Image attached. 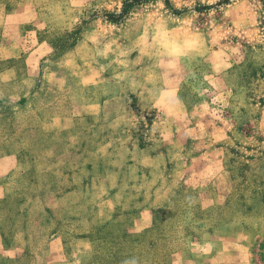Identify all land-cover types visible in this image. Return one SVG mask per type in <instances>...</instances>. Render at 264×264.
<instances>
[{
    "label": "rangeland",
    "instance_id": "obj_1",
    "mask_svg": "<svg viewBox=\"0 0 264 264\" xmlns=\"http://www.w3.org/2000/svg\"><path fill=\"white\" fill-rule=\"evenodd\" d=\"M164 2L208 48L170 78L176 118L136 47L155 0H0V264H264V0L248 26Z\"/></svg>",
    "mask_w": 264,
    "mask_h": 264
},
{
    "label": "clouds",
    "instance_id": "obj_2",
    "mask_svg": "<svg viewBox=\"0 0 264 264\" xmlns=\"http://www.w3.org/2000/svg\"><path fill=\"white\" fill-rule=\"evenodd\" d=\"M170 2L176 9L182 10L186 7L193 10L196 0H170ZM207 2L214 3L215 0H207ZM151 7L155 10L149 12L143 20V30L137 39L136 47L139 48L141 57H147L153 61L154 69L164 70L159 77H156L155 72L149 73L145 77L146 84H152L151 88L146 89L149 102L166 118H176L180 115V101L176 90L170 86V78L181 65H190L206 55L208 52L206 37L201 30L194 26V20L199 15L194 10L190 15L177 17L166 7L164 0H155ZM233 12L236 13L237 24L248 26L255 21L256 12L248 5L247 0H237L231 11H225V18H230ZM217 33L221 34L220 38H224V30L218 28L212 34L213 43L217 42L215 39ZM132 50L135 49L129 51ZM111 51L112 45L109 44L104 51L98 52V55L107 57ZM129 51H119L114 63L127 66V61L121 60L120 57H127ZM140 62L139 59L136 61V63ZM103 71L105 68L101 66L99 72ZM94 75H99V73H94ZM123 78L121 76V79ZM88 82V80L83 81L85 84ZM124 264H136V261L134 259L126 260Z\"/></svg>",
    "mask_w": 264,
    "mask_h": 264
},
{
    "label": "trees",
    "instance_id": "obj_3",
    "mask_svg": "<svg viewBox=\"0 0 264 264\" xmlns=\"http://www.w3.org/2000/svg\"><path fill=\"white\" fill-rule=\"evenodd\" d=\"M135 1H139V0H135ZM166 3H167V5L169 4V1H166ZM127 7H129L128 6V4H127V6H126V8ZM126 13V12H125ZM119 18H121V16H118V20H119ZM115 20H117V19H115ZM113 22H115V23H117V21H113ZM77 35H79V33H74V34H72L68 39H67V41H66V45H65V48L66 49H72V48H74L76 45H77V43H78V41L80 40V38H79V36H77ZM71 38V39H70Z\"/></svg>",
    "mask_w": 264,
    "mask_h": 264
},
{
    "label": "crops",
    "instance_id": "obj_4",
    "mask_svg": "<svg viewBox=\"0 0 264 264\" xmlns=\"http://www.w3.org/2000/svg\"><path fill=\"white\" fill-rule=\"evenodd\" d=\"M4 77H5V74L4 73H2L1 75H0V95H1V87H3V85H4ZM175 89V88H174ZM176 90V89H175ZM176 95H177V97L179 98V93H178V91L176 90ZM180 106V105H179Z\"/></svg>",
    "mask_w": 264,
    "mask_h": 264
}]
</instances>
